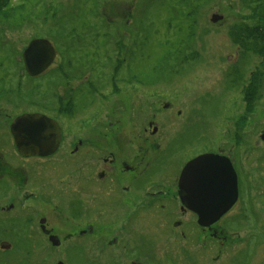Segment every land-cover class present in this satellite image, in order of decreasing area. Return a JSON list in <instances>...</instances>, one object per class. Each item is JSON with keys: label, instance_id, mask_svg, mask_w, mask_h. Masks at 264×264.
<instances>
[{"label": "flooded vegetation", "instance_id": "flooded-vegetation-1", "mask_svg": "<svg viewBox=\"0 0 264 264\" xmlns=\"http://www.w3.org/2000/svg\"><path fill=\"white\" fill-rule=\"evenodd\" d=\"M25 49L20 57L22 73L29 75ZM258 56L262 77L253 79L252 72L244 81V86H258L259 93L254 92L251 112L245 110L250 122L242 138L236 119L227 138L220 131L217 147L187 155L174 174L161 165L170 162L167 148L185 132L189 113L185 117L184 109L164 102L153 113L148 109L142 120L143 107L151 108L155 102L141 105L140 87L133 86L132 78L120 76L118 63L111 76L112 89L95 92L98 101L78 112L75 96L85 81L60 95L61 87L81 78L78 72L65 73L64 64L56 67L55 73L65 80L56 86L53 105L38 102L43 109L7 115L12 124L23 114L43 113L59 124L61 139L48 156H23L16 148L22 159L19 164L0 154V180L8 184V194L0 198V219L6 230L0 237L2 254L24 251L28 264H167L169 259L176 264H199L194 259L264 264V128L261 143L240 149L251 141L247 135L255 127L253 118H264V104H259L264 101V53ZM88 77L85 80L92 86ZM206 153L227 157L238 183L233 207L208 226L184 205L180 186L187 162ZM144 233L151 236L146 244L138 240ZM183 253L186 261H181Z\"/></svg>", "mask_w": 264, "mask_h": 264}, {"label": "rangeland", "instance_id": "rangeland-1", "mask_svg": "<svg viewBox=\"0 0 264 264\" xmlns=\"http://www.w3.org/2000/svg\"><path fill=\"white\" fill-rule=\"evenodd\" d=\"M38 4H27L24 14L0 25V154L11 164L22 159L16 152L11 117L7 115L39 109L38 102L53 105L56 86L65 80L61 73H55L60 64H64L65 73L78 72L81 78L61 87L60 95L65 88H76L85 81L75 96L78 112L98 101L95 92L112 89L111 76L121 65L120 76L132 78L133 86L140 87L141 105L155 102L153 108L143 107L142 120L148 109L153 113L162 109L164 102L184 109L185 117L189 113L191 120L185 132L167 148L170 162L161 165L173 174L187 155L217 147L220 131L227 138L236 119L237 123L246 120L249 124L244 81L261 69L262 59L254 53L245 56L231 38V27L248 14L241 0H39ZM193 10L196 12L191 15ZM214 14L223 19L214 23ZM36 37L49 39L58 59L53 69L33 78L19 69L16 51L21 53ZM253 121L255 127L247 135L251 141L244 143L242 151L247 144L262 142L259 134L264 118ZM175 152L179 154L176 158ZM7 186L0 180V198L8 194ZM5 231L0 219V237ZM150 237L144 233L138 240L146 244ZM2 253L0 250V261L28 264L24 251ZM180 255L181 261H186L184 253ZM194 260L212 264L209 259ZM219 261L223 262L222 258Z\"/></svg>", "mask_w": 264, "mask_h": 264}, {"label": "water", "instance_id": "water-1", "mask_svg": "<svg viewBox=\"0 0 264 264\" xmlns=\"http://www.w3.org/2000/svg\"><path fill=\"white\" fill-rule=\"evenodd\" d=\"M223 16L213 15L215 23ZM57 52L49 39L32 40L23 54L25 69L31 76L45 72L55 61ZM15 146L23 156L51 155L60 142V126L43 113L23 114L11 124ZM264 140V133L262 135ZM181 197L193 210L200 224L208 226L229 211L238 198L237 172L223 155L206 153L187 162L182 171Z\"/></svg>", "mask_w": 264, "mask_h": 264}, {"label": "trees", "instance_id": "trees-1", "mask_svg": "<svg viewBox=\"0 0 264 264\" xmlns=\"http://www.w3.org/2000/svg\"><path fill=\"white\" fill-rule=\"evenodd\" d=\"M15 0H0V25L4 23H9L17 15L24 14V10L27 8V4L30 6L32 3L39 5V0H20L19 2H14ZM244 7L248 10L247 17L240 22H237L230 29L231 38L236 45H240V49L244 50L246 55L254 53L255 55L263 54L264 52V0H241ZM196 10L191 12V15L195 13ZM195 16V15H194ZM193 16V17H194ZM246 20V21H245ZM17 58L21 57V53L17 52ZM19 61V69L23 70L22 59ZM261 72V71H260ZM259 71H255L252 74L253 79L260 78ZM258 88L255 84H251L243 87L244 98L249 104L247 111L251 112L253 108V100L256 98L255 93L259 91L255 90ZM34 90V89H33ZM255 92V93H254ZM246 115V114H245ZM245 119H247L245 117ZM248 124L245 122L238 121L237 127L241 129V133L244 127ZM243 133L241 134V138Z\"/></svg>", "mask_w": 264, "mask_h": 264}]
</instances>
